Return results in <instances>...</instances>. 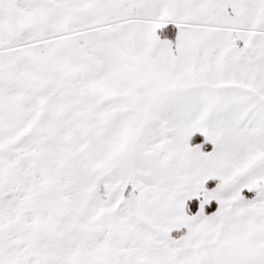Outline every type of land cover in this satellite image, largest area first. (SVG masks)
Segmentation results:
<instances>
[{"label":"snow or ice","instance_id":"6c2138e0","mask_svg":"<svg viewBox=\"0 0 264 264\" xmlns=\"http://www.w3.org/2000/svg\"><path fill=\"white\" fill-rule=\"evenodd\" d=\"M0 264H264V0H0Z\"/></svg>","mask_w":264,"mask_h":264}]
</instances>
